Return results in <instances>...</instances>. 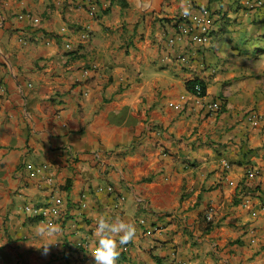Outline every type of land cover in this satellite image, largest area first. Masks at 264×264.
<instances>
[{
    "label": "crops",
    "instance_id": "crops-1",
    "mask_svg": "<svg viewBox=\"0 0 264 264\" xmlns=\"http://www.w3.org/2000/svg\"><path fill=\"white\" fill-rule=\"evenodd\" d=\"M204 7L208 41L171 45ZM260 199L264 0H0V264H95L100 215L136 227L117 264H264Z\"/></svg>",
    "mask_w": 264,
    "mask_h": 264
},
{
    "label": "built area",
    "instance_id": "built-area-1",
    "mask_svg": "<svg viewBox=\"0 0 264 264\" xmlns=\"http://www.w3.org/2000/svg\"><path fill=\"white\" fill-rule=\"evenodd\" d=\"M90 4H91L90 13L94 14L96 7L92 2H90ZM20 17H24V15H20ZM34 20L37 21L39 19L35 18ZM193 21L196 25L193 23ZM214 24H215L214 17L212 15L210 8L204 7L200 10L197 16H194V20L191 21V20L184 19L182 22H180L178 26V31L176 32L175 35L169 38V43L172 45L175 42L184 39L185 37H190L193 41L198 42L200 44H204L208 41L209 34L212 31ZM196 30L197 32H195ZM22 41L26 43L28 40H26V38H23ZM66 46L67 48H71L72 43L67 41ZM201 92H202L201 84L198 83L195 86V92H192V93L200 104L203 103V99L205 97V95L202 94ZM203 105L209 113H218L222 109L221 100L207 101L203 103ZM250 117L252 121H255L258 118L256 114H252ZM151 127L153 128L154 126L152 125ZM227 166L229 167L230 165L227 164ZM42 167L46 168V165H43ZM35 174H36L35 171L31 172L32 176H34ZM247 174L249 178H253L255 177L256 172L254 170H249ZM97 191L98 192H108L112 194L115 192V188L112 185L98 186ZM120 198L122 200L125 199L124 196H120ZM253 201H254V197L251 194H246L242 198L241 205L244 207H248L253 203ZM61 202H62L61 198H56L53 204L59 205L61 204ZM260 202L264 206V200L260 199ZM24 210L31 215L39 214L41 212L40 211L41 208L36 207L35 205L29 204V203L24 206ZM214 215H215V207L211 205L207 210L206 219L211 221L213 220ZM147 232L152 233V229L147 230ZM81 245L88 246L87 242H81ZM128 249L129 247L127 245H124L122 246V248H119V251L125 252Z\"/></svg>",
    "mask_w": 264,
    "mask_h": 264
},
{
    "label": "clouds",
    "instance_id": "clouds-1",
    "mask_svg": "<svg viewBox=\"0 0 264 264\" xmlns=\"http://www.w3.org/2000/svg\"><path fill=\"white\" fill-rule=\"evenodd\" d=\"M62 229L58 224L49 223L37 226L36 233L42 241L38 249L43 250V254H48L50 247L57 244L58 235ZM136 227L133 223L127 222L120 217L114 220L104 215H100L95 228L97 237L96 245L92 251L95 264H117L120 256L118 245H127L136 236Z\"/></svg>",
    "mask_w": 264,
    "mask_h": 264
},
{
    "label": "trees",
    "instance_id": "trees-1",
    "mask_svg": "<svg viewBox=\"0 0 264 264\" xmlns=\"http://www.w3.org/2000/svg\"><path fill=\"white\" fill-rule=\"evenodd\" d=\"M200 83L201 84V88H202V94H206V85L204 84V82L202 80H200L199 78H195L193 80H190L187 82V89L191 92H195V86L196 84Z\"/></svg>",
    "mask_w": 264,
    "mask_h": 264
}]
</instances>
